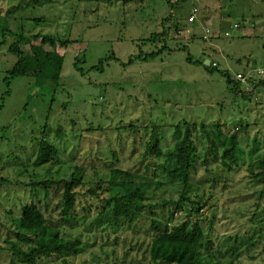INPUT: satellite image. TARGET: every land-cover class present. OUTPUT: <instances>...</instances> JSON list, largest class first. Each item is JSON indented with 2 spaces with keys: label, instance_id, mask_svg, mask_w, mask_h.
Instances as JSON below:
<instances>
[{
  "label": "rangeland",
  "instance_id": "1",
  "mask_svg": "<svg viewBox=\"0 0 264 264\" xmlns=\"http://www.w3.org/2000/svg\"><path fill=\"white\" fill-rule=\"evenodd\" d=\"M194 6L205 12L204 27L188 22ZM2 19L13 32L74 43L57 46L64 57L58 84L20 76L9 87L4 79L16 62L7 51L13 38L0 47V264H10L5 241L14 240L12 220L30 204L82 247L74 258L35 264H150L152 220H199L212 242L201 264H264V176L257 167L264 158V0H0ZM153 34L156 42L143 45ZM160 50L154 59L128 64ZM204 57L217 69L195 64ZM106 58L103 71L91 69ZM238 73L248 83L235 89L226 74L236 81ZM186 126L221 136L211 134L218 145L236 136L242 154L228 174L222 150L217 157L198 132L188 201L171 221L173 207L163 203L180 199L182 187L168 181L159 169L163 159L150 157L146 144L158 140L164 151L173 149L176 128ZM43 139L58 148L53 173L82 171L70 212H63L62 187L45 193L25 186L36 180L31 162ZM113 169L153 180L131 226L104 213ZM37 174L43 179L46 173Z\"/></svg>",
  "mask_w": 264,
  "mask_h": 264
},
{
  "label": "trees",
  "instance_id": "2",
  "mask_svg": "<svg viewBox=\"0 0 264 264\" xmlns=\"http://www.w3.org/2000/svg\"><path fill=\"white\" fill-rule=\"evenodd\" d=\"M5 20L0 21L2 22L0 25V47L6 46L8 40L13 38L8 44L7 51L16 58L15 64L7 71V76L4 79L7 86H10L12 79L20 76L32 77L38 85L47 84L48 81L58 84L61 79L64 57L57 50V46L59 44V46L66 47L74 42L58 40L49 35L26 36L21 28L18 32H13L6 26ZM157 36V34H153L150 38L144 39L142 44L155 43ZM31 41H35V43L30 44ZM24 47H28V49ZM161 51L163 50L145 56L140 53L138 56L130 58L128 64H133L137 60L154 59ZM108 59L101 60L98 66L91 69L103 71ZM78 62L79 59H76V68H78ZM188 62L193 63L191 57L188 58ZM195 64L202 65L209 72L217 69L212 66V63L209 66L204 65V61ZM226 77L227 84L229 86L234 84L237 89L239 82L231 80L228 74ZM198 132L203 134V137L199 138ZM211 134L214 139L221 137L211 133L205 127H201L199 131L194 127L192 131L186 126L184 131L176 128L175 136L178 137V140L173 149L164 151L158 140L146 144V152L150 157L163 159L159 169L164 171L168 181L171 184H180L182 187L183 196L180 199L163 203L164 206L173 207L170 212L171 221L187 203L188 199L184 197V193L189 189L192 176L197 171L198 156L193 139L199 138L202 144L205 141L211 142L216 156L217 151L221 149L222 153L219 158L226 166L228 174L234 170L233 167L239 166L237 159L242 154V149L237 137L229 136L228 141L219 142L218 145L213 143L215 140L211 139ZM58 156L56 146L45 139L39 141L38 151L31 162L32 173L30 174V177L36 180H31L25 186L41 188L45 193H48L50 186L62 187L63 212L67 213L75 209L77 197L75 189L82 185V171L79 168H74L70 172L59 173L56 171L53 173L52 167L60 164ZM257 167L262 170L260 174L264 176V158L259 161ZM39 169L45 170L46 174L43 179H39L37 174ZM25 171L29 172L27 169ZM249 171L251 172L252 169ZM109 177L110 198L107 200L108 209L104 213L111 216L109 218L116 225L131 226L141 216L146 198L145 192L148 189V184H152L153 180L118 169L111 170ZM174 222L152 220L154 234L149 250L150 264H201L203 248L212 244L202 224L199 220ZM12 223L14 230L10 232L15 238L11 242L5 241L6 250L11 253L10 264H35L39 259L52 257H60L65 260L76 257L82 251L81 242L78 239L62 237L59 229L51 225L34 204L24 206L20 217L13 219Z\"/></svg>",
  "mask_w": 264,
  "mask_h": 264
},
{
  "label": "built area",
  "instance_id": "3",
  "mask_svg": "<svg viewBox=\"0 0 264 264\" xmlns=\"http://www.w3.org/2000/svg\"><path fill=\"white\" fill-rule=\"evenodd\" d=\"M202 15V12L201 10L199 9V7L197 6H194L191 10H190V13H189V16H188V22L189 23H196V22H199L200 21V17ZM235 29L238 28L237 25L234 26ZM207 31L206 32H210L209 29L207 28L206 29ZM225 37H228L229 36V33L226 32L225 34ZM215 66V64H213ZM262 72L261 71H258V74H261ZM235 79L236 81H238L240 84H246V82L248 83V78L246 75L244 74H241V73H238L236 76H235Z\"/></svg>",
  "mask_w": 264,
  "mask_h": 264
},
{
  "label": "crops",
  "instance_id": "4",
  "mask_svg": "<svg viewBox=\"0 0 264 264\" xmlns=\"http://www.w3.org/2000/svg\"><path fill=\"white\" fill-rule=\"evenodd\" d=\"M208 12V15H210V16H212L213 17V19L215 20V23H216V27H220V25H222L223 24V22H220L219 20H217V17H215L213 14H212V12H211V10H209V11H207ZM204 17H205V12L201 15V17H200V21H199V24H201L203 27H204V25H205V20H204ZM239 29V27L237 28V30ZM202 61H209V58H206V57H204L203 59H202ZM211 63H213V62H211V61H209V65L211 64Z\"/></svg>",
  "mask_w": 264,
  "mask_h": 264
},
{
  "label": "water",
  "instance_id": "5",
  "mask_svg": "<svg viewBox=\"0 0 264 264\" xmlns=\"http://www.w3.org/2000/svg\"><path fill=\"white\" fill-rule=\"evenodd\" d=\"M204 65L209 66V61H204Z\"/></svg>",
  "mask_w": 264,
  "mask_h": 264
}]
</instances>
